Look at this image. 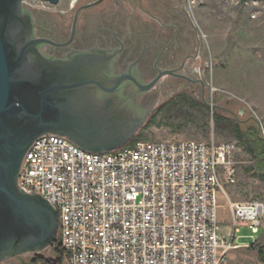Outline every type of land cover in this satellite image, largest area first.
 Returning <instances> with one entry per match:
<instances>
[{
  "label": "built area",
  "instance_id": "1",
  "mask_svg": "<svg viewBox=\"0 0 264 264\" xmlns=\"http://www.w3.org/2000/svg\"><path fill=\"white\" fill-rule=\"evenodd\" d=\"M236 152V140L140 139L99 153L46 134L27 150L18 184L58 209L67 264H229L230 250L258 240L264 217L263 201H230L220 234L217 191L235 183ZM242 228L251 243L238 241Z\"/></svg>",
  "mask_w": 264,
  "mask_h": 264
},
{
  "label": "water",
  "instance_id": "2",
  "mask_svg": "<svg viewBox=\"0 0 264 264\" xmlns=\"http://www.w3.org/2000/svg\"><path fill=\"white\" fill-rule=\"evenodd\" d=\"M57 5L60 0H38ZM23 0H0V263L51 247L59 227L58 209L18 184L24 156L39 137H65L85 151L105 153L127 144L153 104L138 105L121 87L131 80L138 92L151 88L131 74H114L117 53L90 48L48 56L35 37ZM81 6L73 20L74 32ZM72 32V33H73ZM203 96V95H202ZM155 100V99H154ZM215 107L213 104H207Z\"/></svg>",
  "mask_w": 264,
  "mask_h": 264
},
{
  "label": "rangeland",
  "instance_id": "3",
  "mask_svg": "<svg viewBox=\"0 0 264 264\" xmlns=\"http://www.w3.org/2000/svg\"><path fill=\"white\" fill-rule=\"evenodd\" d=\"M84 1L60 0L57 5L45 9L64 11L70 24L74 9ZM186 8L199 34L197 60L205 84L204 94L202 96L199 87L195 91L176 87L158 95L149 116L133 138L140 134L137 140H195L215 144L236 140L228 129L216 125L214 113L239 121L251 119L264 136V0H186ZM178 94L195 99L196 105L181 101L167 104ZM218 105L228 106L232 112L222 110ZM152 119L156 122L147 126ZM132 139L127 144L133 142ZM255 173L253 159L237 141L235 183L223 182V188L217 191L222 236L227 237L229 233L230 201L264 202V180ZM249 234L248 229L242 228L239 233L242 237L238 241L251 243L246 237ZM254 245H264V217ZM33 256V253H27L0 264H25ZM228 257L229 264H264L258 260L251 245L230 250ZM63 264H67L66 258Z\"/></svg>",
  "mask_w": 264,
  "mask_h": 264
},
{
  "label": "flooded vegetation",
  "instance_id": "4",
  "mask_svg": "<svg viewBox=\"0 0 264 264\" xmlns=\"http://www.w3.org/2000/svg\"><path fill=\"white\" fill-rule=\"evenodd\" d=\"M90 3L94 4L79 11L73 32L77 10ZM23 6L31 14L35 37L62 43L72 36L66 45L44 44L42 51L48 56L62 58L71 49H109L117 53L115 75L131 74L146 84L164 73L143 92L131 80L123 83L121 93L132 94L144 108L176 87L191 91L199 87L204 94L197 60L200 39L186 0H85L74 9L70 24L64 11L45 9L50 5ZM217 107L232 112L228 106Z\"/></svg>",
  "mask_w": 264,
  "mask_h": 264
},
{
  "label": "trees",
  "instance_id": "5",
  "mask_svg": "<svg viewBox=\"0 0 264 264\" xmlns=\"http://www.w3.org/2000/svg\"><path fill=\"white\" fill-rule=\"evenodd\" d=\"M174 100V101H173ZM181 101L184 104L196 105L197 101L186 94H178L174 99L169 100L167 104H174V102ZM155 118V116H153ZM214 120L216 125H222L228 129L234 138L245 148V151L253 159V164L255 168V176L259 179L264 180V136H262L257 126L251 122V119H245L244 121H239L237 118H229L226 115H221L219 113H214ZM156 121L152 119L147 123L148 125L154 124ZM140 134H137L132 141L139 138ZM257 258L259 261L264 262V245H254ZM43 253V255H41ZM45 253H48L46 256ZM33 258L25 264L35 263V264H63L66 258V252L60 245L59 239L57 238L55 243L38 253H33Z\"/></svg>",
  "mask_w": 264,
  "mask_h": 264
},
{
  "label": "crops",
  "instance_id": "6",
  "mask_svg": "<svg viewBox=\"0 0 264 264\" xmlns=\"http://www.w3.org/2000/svg\"><path fill=\"white\" fill-rule=\"evenodd\" d=\"M217 208H218V205H217ZM220 220L223 221V219H220ZM230 221H231V218H230ZM229 223H230V222H229ZM261 229H262V227L260 228V231H259V234H258V238H259V236H260Z\"/></svg>",
  "mask_w": 264,
  "mask_h": 264
}]
</instances>
